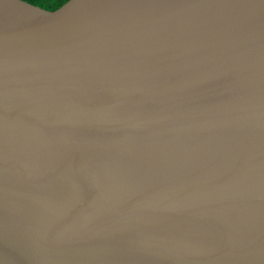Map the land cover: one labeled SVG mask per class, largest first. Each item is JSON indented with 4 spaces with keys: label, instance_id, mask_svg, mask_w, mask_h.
<instances>
[{
    "label": "water",
    "instance_id": "1",
    "mask_svg": "<svg viewBox=\"0 0 264 264\" xmlns=\"http://www.w3.org/2000/svg\"><path fill=\"white\" fill-rule=\"evenodd\" d=\"M0 264H264V0H0Z\"/></svg>",
    "mask_w": 264,
    "mask_h": 264
},
{
    "label": "trees",
    "instance_id": "2",
    "mask_svg": "<svg viewBox=\"0 0 264 264\" xmlns=\"http://www.w3.org/2000/svg\"><path fill=\"white\" fill-rule=\"evenodd\" d=\"M28 1L44 6V7L53 8V7L58 6L65 0H28Z\"/></svg>",
    "mask_w": 264,
    "mask_h": 264
}]
</instances>
